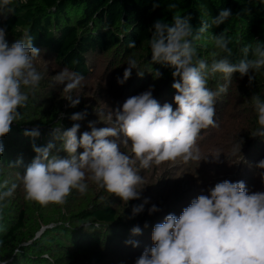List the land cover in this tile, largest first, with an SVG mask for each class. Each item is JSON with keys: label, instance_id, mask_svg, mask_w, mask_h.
<instances>
[{"label": "clouds", "instance_id": "obj_1", "mask_svg": "<svg viewBox=\"0 0 264 264\" xmlns=\"http://www.w3.org/2000/svg\"><path fill=\"white\" fill-rule=\"evenodd\" d=\"M13 0H0V13L12 12ZM26 2V0H22ZM158 5H154L156 7ZM176 9V4H170ZM232 16L230 9H224L209 22L201 18V27L194 32L190 24L191 16L174 13L172 22L155 21L148 45L152 62L170 66L175 90L172 104L161 106L153 97L154 87L132 96L123 103L122 110L115 112L98 110L97 121H90L88 128L78 138L81 125L74 123L67 130L53 129L54 139L60 147L50 142L47 146L32 144L36 153L23 175H19L20 186L27 201L41 206L64 205L73 190L81 195L88 190V182L120 197L127 203L139 199L146 181L140 170L165 162L200 161L201 150L197 140L201 130L217 127L215 101L228 92L234 73L248 77L249 84L256 74L264 70V43L255 41L241 49L243 58L233 62L231 38L222 32L213 37L219 53H212V60L201 58L195 44L210 26H220ZM6 26L0 27V137L10 132L14 121L22 120L18 108H26L30 97H34L43 79V73L36 67L40 49L33 46V37L24 32L20 39L11 45L6 40ZM135 48V42H129ZM123 78L117 83L123 85L132 75L133 69L139 76V63L134 55L127 59ZM222 74L225 83L213 90L209 81ZM155 79L162 76L158 70ZM85 77L67 67L52 76L49 87L65 84L63 98L70 107L80 103V96L74 91L82 89ZM257 116L258 127L252 137L264 136V99L254 95L250 100ZM61 113V117H63ZM87 111L73 113L70 119L82 121ZM103 122L108 127L97 128ZM128 147L131 141V154L121 151L120 135ZM24 135L35 140L41 133L38 127L25 130ZM56 153L63 151L64 157ZM82 149V152H78ZM240 151V144H239ZM4 152L0 142V154ZM219 152L212 155L218 159ZM256 167L264 170V160ZM264 181V171L260 172ZM18 185L8 186L5 180L0 184V202L12 197ZM208 195L201 194L185 207L179 217L169 213L163 222L155 224L151 233L152 245L146 247L135 264H264V192L249 193L244 181L225 180L208 189ZM145 204L148 203L146 199ZM144 210V204L134 206L132 215ZM161 211L156 205L148 209L152 215ZM144 227H148L147 222ZM132 236L142 234L137 225L131 230ZM138 241L129 239L126 245L138 246ZM18 254V253H17ZM5 264V262H2Z\"/></svg>", "mask_w": 264, "mask_h": 264}, {"label": "rangeland", "instance_id": "obj_2", "mask_svg": "<svg viewBox=\"0 0 264 264\" xmlns=\"http://www.w3.org/2000/svg\"><path fill=\"white\" fill-rule=\"evenodd\" d=\"M6 40L9 45L15 42L9 37ZM195 44H201L197 45L201 58L207 60L212 56V45L203 48L201 46L204 42ZM131 55L130 51L123 52L120 47H114L109 52L86 56L88 73L84 76V86L74 91V95L80 96V103L76 107H70L69 101L63 98L65 84L49 87L52 76L64 67L54 64L53 57L47 50H40V58L35 64L43 73V79L35 96L30 97L26 108H22L24 117L19 121L22 127L27 130L49 127L51 132L45 134L46 137L40 136L41 140L46 144L52 142L59 148L61 142L54 139L52 130L55 127L67 128L65 123H70L73 113L87 111L84 120L72 123L81 125L77 133L79 138L84 131H91L88 128L90 121L98 120L96 111L122 110L126 99L144 92L149 86L154 87L153 97L161 106L170 103L175 109L177 105L174 103V94L171 93L174 82L171 73L174 69L169 72L159 71L162 76L155 79L153 73L161 64L156 63L155 68L144 70L135 54L139 63L138 70L143 71V76H139L137 70L133 69L131 77L123 85L117 83V77L123 78L124 70L128 67L127 59ZM260 73L256 74V79L251 84L247 76L241 78L233 74L228 92L216 99L214 120L218 126L201 130L197 140L201 156L205 159L188 163L179 160L165 162L147 170L141 169L140 175L144 177L146 185L139 199L125 203L120 197L89 181L85 194L81 195L73 190L64 205L49 204L45 207L24 198L19 181V175L26 171L21 170L24 166L20 169H8L0 184L7 180L8 186L16 183L18 187L12 197L0 202L3 225L0 227V264H40L41 261L47 264H77L83 261H90L91 264H135L144 249L153 246L151 233L155 224L163 222L169 213L179 217L193 199L201 194L208 195V189L215 184L225 180L244 181L250 194L264 192V181L260 176V172L264 170L256 167L259 161L264 160V136L252 137L250 134L258 127L250 100L254 95H260L264 99V78ZM168 88L172 89L168 91ZM162 96L163 101L160 100ZM61 113L64 114L63 117ZM108 126L103 122L96 124L97 128ZM125 140L127 138L121 134V151L131 154V141L128 140V147H125ZM82 151L78 149V152ZM53 152L56 153V149ZM217 152L220 153L218 159L213 158L212 155ZM56 154L61 157L67 155H63L61 151ZM146 199L147 204L144 203ZM141 204H144L143 212L133 216V207ZM153 204L161 211L149 215L148 209ZM94 206L111 208L122 224L118 226L119 231L116 233H107L105 241L95 239L94 236L99 231L104 233L106 228L91 218H83L84 211ZM19 215L22 217V228L6 239L4 234L16 224ZM146 222L148 227L145 228ZM127 223L128 233H124L123 225ZM137 225L142 234L132 236L130 230ZM84 235L86 239L83 238ZM129 239L138 241V246L126 245L125 241ZM21 247H34L36 256L24 261V256L19 251Z\"/></svg>", "mask_w": 264, "mask_h": 264}, {"label": "trees", "instance_id": "obj_3", "mask_svg": "<svg viewBox=\"0 0 264 264\" xmlns=\"http://www.w3.org/2000/svg\"><path fill=\"white\" fill-rule=\"evenodd\" d=\"M173 3L177 5L176 9L169 8ZM10 7L14 9L12 12L0 13V27L6 26V37L16 40L24 32H29L33 37V46L47 50L52 55L54 64L67 67L83 76L88 73L86 56L109 52L114 47H120L123 52L130 51L134 56L137 54L144 70L155 68L156 63L152 62L148 45L151 30L157 20L171 23L174 13L190 15V24L195 32L202 26L201 18L210 22L221 10H231L232 16L228 21L220 26H210L208 32L195 42H204L201 46L203 48L212 45V53H218L217 58L223 53H219L215 47L213 37L224 31L231 38L229 47L233 50V62H239L243 58L241 49L246 45L254 44L255 41L264 43V0H13ZM130 41L135 42V48H129ZM212 58L209 57L207 61L211 62ZM157 70L169 72L173 69L161 64ZM236 75L240 76L239 73H234ZM260 75L264 78V71ZM223 83L225 81L222 74H217L210 79L209 87L217 89ZM171 93L176 94L174 89ZM160 100L163 101L164 96ZM17 111L24 117L23 109L18 108ZM19 121H14L10 132L0 137L4 146V152L0 154V180L8 169H20L24 166L21 170H26L36 155L32 148L34 142L37 146H47L41 137H46L45 134L51 132L49 127L41 128V137L33 140L24 135L26 129ZM72 123L71 119L70 123L66 122L67 128L63 127V130L70 128ZM83 218H91L106 228L104 233L99 231L94 236L103 241L106 240L107 233H116L119 231L118 226L122 225L115 217L114 210L108 207L94 206L84 211ZM1 220L2 217L0 227L3 226ZM21 228L22 217L19 215L16 224L7 230L4 237L11 238ZM122 231L128 233V223L123 225ZM83 238L86 239V235ZM19 251L23 254L24 261L37 254L34 247H21ZM40 264L47 263L41 261Z\"/></svg>", "mask_w": 264, "mask_h": 264}]
</instances>
